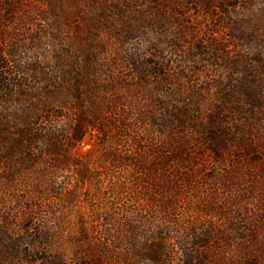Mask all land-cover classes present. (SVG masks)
I'll return each mask as SVG.
<instances>
[{
	"label": "trees",
	"instance_id": "obj_1",
	"mask_svg": "<svg viewBox=\"0 0 264 264\" xmlns=\"http://www.w3.org/2000/svg\"><path fill=\"white\" fill-rule=\"evenodd\" d=\"M167 50L189 73L194 60L223 70L215 105L172 75ZM262 73L264 0H0V264H174L172 238L188 246L180 264H264L251 208L228 209L224 228L170 216L204 156L227 188L230 156L264 147ZM60 178L95 188L52 191ZM81 196L85 246L69 259L38 217L77 212ZM141 196L168 216L144 217Z\"/></svg>",
	"mask_w": 264,
	"mask_h": 264
},
{
	"label": "rangeland",
	"instance_id": "obj_2",
	"mask_svg": "<svg viewBox=\"0 0 264 264\" xmlns=\"http://www.w3.org/2000/svg\"><path fill=\"white\" fill-rule=\"evenodd\" d=\"M144 4V3H143ZM192 17L194 18L197 15V12L193 9H190ZM196 22L198 26L201 28V33L203 31H207V25L202 24L204 23L203 20L197 19ZM201 22V23H200ZM169 48V47H168ZM152 53V52H151ZM167 56L166 58H170L171 60H175L177 62V68L172 73V75H178L181 70H183L184 77L188 78V82L183 81V85L192 86L194 89H198L201 95L200 100L203 101L207 107H212L215 105L217 96L220 95L219 91L224 89L223 86L219 85L220 78L224 77L223 70L216 67H210L207 63H202L199 60H194V66L196 68H200L202 71L201 73H189L188 64L183 62V59L178 56L176 57L175 54L169 50L166 51ZM191 53V52H190ZM179 53L177 52V55ZM152 58V56L150 57ZM195 68V69H196ZM197 71V70H195ZM208 71H210L208 73ZM260 79L264 81V73L260 75ZM182 84L180 82H174L172 85H166V91L175 92L177 91ZM226 88V87H225ZM186 98V96H185ZM89 146L84 147V149H88ZM244 151V148H241ZM94 157V154L92 155ZM231 161L234 164L238 165L239 170H234V168H228L226 171L229 173V177L232 180L230 185L227 188H221L218 184H212L207 178V171H212L215 164L211 163V159L209 156H204L203 161L207 163L205 172L197 173L195 180L191 183V185L187 187H183L180 191L182 194L176 203L178 210L175 212V215H170L174 217V219H181V218H190L194 221H199V223L204 226L206 223L214 222L216 227L230 226V225H237L235 222V218H231L230 215H224V213H229L230 210L238 211L242 207L251 208L253 222H255L254 226L260 229V237L261 238V248L264 249V147H258L252 153H243V152H236L233 153L231 156ZM195 166V164H194ZM185 167V166H181ZM236 172V173H234ZM237 174V175H236ZM63 175H68V173H64ZM235 176H237L235 178ZM68 181V180H66ZM62 179L60 178L56 185H52L50 188L52 191H77L85 193L88 190H94V185L89 184H75L76 181L70 180L68 183H61ZM109 186V185H108ZM103 187H107V183H104ZM110 187V186H109ZM215 193V197L212 195ZM146 197L148 196H141L133 205L136 210H145L146 212H142L144 217H147V210H150V213H153V216H156L158 222H162L168 215L164 213L162 210L159 211L160 201L156 203H149L147 202ZM154 197V196H153ZM128 198V197H127ZM216 200H213V199ZM85 196H81L80 208L77 212L64 210L62 209L61 212L57 213L56 215H47L46 217H38V223L43 225L44 227H55V229L59 233V237L57 239V243L55 242V247L65 248V254L69 257V259L74 258L73 255L77 247L85 245L81 242V225L82 220L78 217L77 213L83 214L84 206L87 203L84 201ZM145 200V201H144ZM54 202H58L57 200H53ZM86 205H85V203ZM126 204H129L128 201H124ZM131 206V205H130ZM152 207V208H151ZM222 212V215L219 217V213ZM85 218V216H83ZM80 219V220H79ZM27 222H22L20 227H25ZM231 223V224H230ZM199 225V227L201 226ZM127 230V229H124ZM117 233H114L116 236ZM124 237L123 242L131 240L132 236L130 233L123 232L122 234H118V237ZM159 237V235H157ZM151 237L148 233H144V239H150ZM101 236H96L94 241L90 242L89 247H91L94 243H99L98 240H101ZM179 240L172 238L170 241V250L171 259L174 264L182 263V251L185 250L188 246H182L179 243ZM126 245L129 251H132L130 255H133L138 248L134 243ZM133 245V246H131ZM125 246V247H126ZM116 247V245H113ZM87 248V247H86ZM92 248V247H91ZM183 248V249H181ZM117 256L121 254L120 249H114ZM138 250V249H137ZM125 257V256H120ZM264 259V257H262ZM68 259V260H69Z\"/></svg>",
	"mask_w": 264,
	"mask_h": 264
}]
</instances>
